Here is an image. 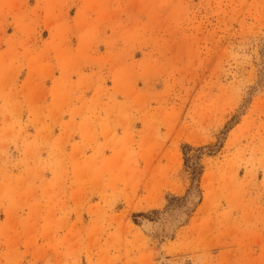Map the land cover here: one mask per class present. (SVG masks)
<instances>
[{"label":"rangeland","instance_id":"374dc122","mask_svg":"<svg viewBox=\"0 0 264 264\" xmlns=\"http://www.w3.org/2000/svg\"><path fill=\"white\" fill-rule=\"evenodd\" d=\"M0 264H264V0H0Z\"/></svg>","mask_w":264,"mask_h":264},{"label":"bare ground","instance_id":"6f19581e","mask_svg":"<svg viewBox=\"0 0 264 264\" xmlns=\"http://www.w3.org/2000/svg\"><path fill=\"white\" fill-rule=\"evenodd\" d=\"M151 224V223H150Z\"/></svg>","mask_w":264,"mask_h":264}]
</instances>
